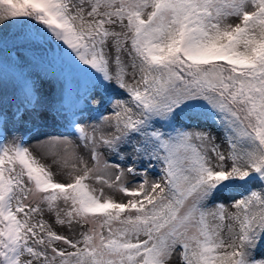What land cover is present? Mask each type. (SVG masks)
Segmentation results:
<instances>
[{"label":"snow or ice","instance_id":"obj_1","mask_svg":"<svg viewBox=\"0 0 264 264\" xmlns=\"http://www.w3.org/2000/svg\"><path fill=\"white\" fill-rule=\"evenodd\" d=\"M0 69V264H264V0H0Z\"/></svg>","mask_w":264,"mask_h":264},{"label":"rangeland","instance_id":"obj_2","mask_svg":"<svg viewBox=\"0 0 264 264\" xmlns=\"http://www.w3.org/2000/svg\"><path fill=\"white\" fill-rule=\"evenodd\" d=\"M62 131V129H61ZM45 163H51V158H49L48 160L45 161ZM53 171H57V168L55 166H53ZM57 179H60V177H57ZM107 191V189H106ZM116 195V198L119 199L120 198V195L119 193L115 194ZM46 219H50L49 217H45ZM55 230L58 232V233H64V234H68L67 231L59 226H55ZM174 259H178V257H174Z\"/></svg>","mask_w":264,"mask_h":264},{"label":"trees","instance_id":"obj_3","mask_svg":"<svg viewBox=\"0 0 264 264\" xmlns=\"http://www.w3.org/2000/svg\"><path fill=\"white\" fill-rule=\"evenodd\" d=\"M7 74L10 77L11 76V68L9 67L7 69ZM4 75V69H0V77H2Z\"/></svg>","mask_w":264,"mask_h":264}]
</instances>
